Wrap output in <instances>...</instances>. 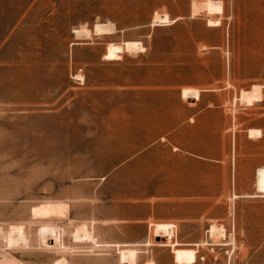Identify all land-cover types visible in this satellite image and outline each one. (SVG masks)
I'll return each instance as SVG.
<instances>
[{
    "label": "rangeland",
    "instance_id": "374dc122",
    "mask_svg": "<svg viewBox=\"0 0 264 264\" xmlns=\"http://www.w3.org/2000/svg\"><path fill=\"white\" fill-rule=\"evenodd\" d=\"M156 13L176 22L153 27ZM109 22L114 35L74 34ZM127 41L145 50L106 55ZM254 85L250 106L240 95ZM261 167L264 0H0V230L13 257L264 264Z\"/></svg>",
    "mask_w": 264,
    "mask_h": 264
},
{
    "label": "bare ground",
    "instance_id": "6f19581e",
    "mask_svg": "<svg viewBox=\"0 0 264 264\" xmlns=\"http://www.w3.org/2000/svg\"><path fill=\"white\" fill-rule=\"evenodd\" d=\"M159 14V13H158ZM157 13L154 15L153 22L151 26L153 27H163L169 26L176 22V20H170L167 14L158 15ZM93 31H89L84 28H80L74 31V34L77 37L81 38H91V34L93 33L96 36H108L114 35L115 27L113 24L109 23H96L92 29ZM145 49L142 44L139 42H122V43H109L106 46L105 53L107 56H118L124 53H138L143 52ZM240 94V93H239ZM262 86L254 85L249 91L241 92V101L247 105L252 106L255 102H259L262 100ZM239 100V99H238ZM256 191L262 195H264V167H261L257 170L256 173ZM0 241L3 242L4 250L0 251V264H25L21 262L17 258L13 257L8 250H6L7 243L9 242L8 236L6 232L0 230ZM1 248V247H0ZM56 264H65L63 262H57Z\"/></svg>",
    "mask_w": 264,
    "mask_h": 264
},
{
    "label": "built area",
    "instance_id": "2783aa9c",
    "mask_svg": "<svg viewBox=\"0 0 264 264\" xmlns=\"http://www.w3.org/2000/svg\"><path fill=\"white\" fill-rule=\"evenodd\" d=\"M142 44V43H141Z\"/></svg>",
    "mask_w": 264,
    "mask_h": 264
}]
</instances>
